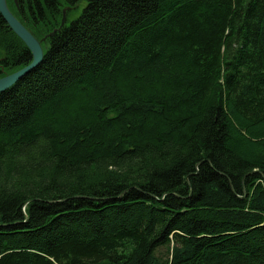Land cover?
<instances>
[{"label":"trees","instance_id":"16d2710c","mask_svg":"<svg viewBox=\"0 0 264 264\" xmlns=\"http://www.w3.org/2000/svg\"><path fill=\"white\" fill-rule=\"evenodd\" d=\"M6 4L0 264H264V0Z\"/></svg>","mask_w":264,"mask_h":264},{"label":"water","instance_id":"95a60500","mask_svg":"<svg viewBox=\"0 0 264 264\" xmlns=\"http://www.w3.org/2000/svg\"><path fill=\"white\" fill-rule=\"evenodd\" d=\"M0 15L9 27L16 33V35L26 45L31 52L32 61L24 66L22 69L0 77V93L10 88L26 73L35 68L43 58V50L39 41L22 25L21 22L9 10L6 0H0Z\"/></svg>","mask_w":264,"mask_h":264},{"label":"rangeland","instance_id":"374dc122","mask_svg":"<svg viewBox=\"0 0 264 264\" xmlns=\"http://www.w3.org/2000/svg\"><path fill=\"white\" fill-rule=\"evenodd\" d=\"M76 14H77L76 11H69V12H67V13L65 14L66 18L64 17V19L66 20L65 22H67L70 18L75 17ZM8 182H9V183L12 182L14 185H16V184H15V183H16L15 180L10 179Z\"/></svg>","mask_w":264,"mask_h":264},{"label":"bare ground","instance_id":"6f19581e","mask_svg":"<svg viewBox=\"0 0 264 264\" xmlns=\"http://www.w3.org/2000/svg\"><path fill=\"white\" fill-rule=\"evenodd\" d=\"M1 16V15H0ZM2 17V16H1ZM7 24V23H6ZM7 26H8V28L16 35V33L9 27V25L7 24ZM17 36V35H16ZM18 37V36H17ZM20 69H22V68H20ZM20 69H18V70H20ZM18 70H16V71H18ZM16 71H14V72H16ZM14 72H12V73H14Z\"/></svg>","mask_w":264,"mask_h":264}]
</instances>
